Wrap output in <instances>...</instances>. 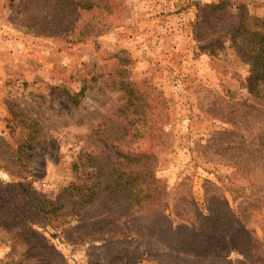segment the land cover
<instances>
[{
    "label": "rangeland",
    "instance_id": "374dc122",
    "mask_svg": "<svg viewBox=\"0 0 264 264\" xmlns=\"http://www.w3.org/2000/svg\"><path fill=\"white\" fill-rule=\"evenodd\" d=\"M63 1L0 0V206L10 208L21 223L30 214L24 193L68 197L73 164L96 168L95 159L103 161L111 152L116 110L124 101L114 84L118 63L152 99L158 97L150 85L165 97L168 149L160 156L157 175L172 190L174 181L191 184L203 203L205 185L233 171L217 158L220 144L207 143L231 127L226 118L245 119L243 107L232 110L230 97L235 103L246 96L249 75V66L229 42L215 55L200 49L193 32L197 5L217 0H117L111 25L81 38L79 30L92 14L72 11V6L64 12L69 8ZM232 1L264 17V0ZM59 21L68 30L41 33L45 24L50 22L47 31H53ZM83 86L84 95L74 105L68 93L77 94ZM263 122L256 118L252 123L256 133L264 129ZM29 132L35 138L25 168L14 150ZM15 225L0 219V264H125L116 250L86 238L68 241L60 227L50 226L37 229L58 253L38 256L14 236L22 233ZM251 227L264 239V207L254 211ZM138 264L157 263L148 257Z\"/></svg>",
    "mask_w": 264,
    "mask_h": 264
},
{
    "label": "trees",
    "instance_id": "16d2710c",
    "mask_svg": "<svg viewBox=\"0 0 264 264\" xmlns=\"http://www.w3.org/2000/svg\"><path fill=\"white\" fill-rule=\"evenodd\" d=\"M63 3L69 8L64 12L72 6V11L92 14L82 24L80 38L98 26L111 25L119 5L117 0ZM197 6L193 32L202 44L200 49L215 55L229 42L235 55L249 66L243 86L246 96L235 103L230 97L232 110H236L233 106L238 105L237 110L243 107L245 119L226 118L231 127L215 133L207 143L220 144L217 158L233 171L205 185L203 203L197 201L192 185L183 180L174 181L172 190L157 175L160 156L168 149L165 97L150 85L158 97L152 99L118 63L114 84L124 101L116 110L111 152L103 161L95 159L96 168L73 164L68 197L47 199L24 193L30 214L21 223L10 208L0 206V219L19 226L22 233L14 236L38 256L58 253L37 229L50 226L60 227L68 241L86 238L116 250L117 260L125 264H138L148 257L157 264H264V239L251 227L254 211L264 207V129L256 133L253 126L256 118L264 119V17L232 0ZM46 26L41 33L68 30L61 21L53 23V31H47ZM85 89L68 93L69 100L77 105ZM34 138L29 132L14 150L22 167L26 168L32 157Z\"/></svg>",
    "mask_w": 264,
    "mask_h": 264
}]
</instances>
